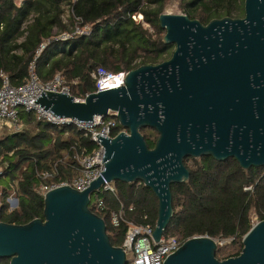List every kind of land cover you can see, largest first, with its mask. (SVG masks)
<instances>
[{"label":"water","instance_id":"water-1","mask_svg":"<svg viewBox=\"0 0 264 264\" xmlns=\"http://www.w3.org/2000/svg\"><path fill=\"white\" fill-rule=\"evenodd\" d=\"M242 18L203 24L186 14L163 13L164 43L175 45L169 59L127 73L125 84L92 92L83 101L44 91L35 100L57 117L93 122L115 114L128 132L98 135L104 170L89 187L69 185L44 196L43 218L26 224L0 221V259L9 264H126L113 245L90 197L104 181H141L159 201L152 233L158 241L174 214L172 185L187 182V158H234L244 169L264 166V0H245ZM159 137L153 148L142 129ZM219 242L195 236L164 264H264V220L243 238L238 256L220 260Z\"/></svg>","mask_w":264,"mask_h":264},{"label":"trees","instance_id":"trees-1","mask_svg":"<svg viewBox=\"0 0 264 264\" xmlns=\"http://www.w3.org/2000/svg\"><path fill=\"white\" fill-rule=\"evenodd\" d=\"M171 1H177L184 14L203 24L245 15V0H24L21 5L0 0V71L18 87L25 84L34 63L42 82L61 74L71 95L83 98L97 89L92 73L98 67L112 73L129 72L166 59L172 45L164 43L166 31L159 17ZM136 13L143 16L142 22L132 18ZM77 27L87 28L86 32L59 38L63 33L73 34ZM43 43L46 47L38 54ZM20 117L23 130L0 141V166L4 168L0 179L9 178L2 188L4 197L14 193L19 200L18 208L10 212L5 204L1 219L14 224L43 218L41 186L70 181L80 173L77 156L96 148L73 126L49 123L24 109ZM122 129L119 125L114 133ZM142 133L153 148L158 133L151 128L142 129ZM190 159L195 160L193 166L188 165ZM185 164L190 178L172 185L174 214L165 235L183 240L195 236L232 239L230 247L218 246L217 257L238 256L252 227L251 209L264 220V166L244 169L234 158L218 161L210 155L187 158ZM45 172L57 174L44 179ZM114 184L116 195L102 194L105 208L91 209L105 219L113 245L121 246L128 226L125 221L114 226L111 213L123 208L126 221L155 226L159 201L141 181ZM249 186L252 188L247 189ZM9 262L0 259V264Z\"/></svg>","mask_w":264,"mask_h":264},{"label":"built area","instance_id":"built-area-1","mask_svg":"<svg viewBox=\"0 0 264 264\" xmlns=\"http://www.w3.org/2000/svg\"><path fill=\"white\" fill-rule=\"evenodd\" d=\"M16 4L21 5L24 0H15ZM132 18L136 22H142L143 16L140 13L132 15ZM87 29V28H86ZM86 29L77 27L73 34L63 33L59 36L60 39L66 40L73 35H80L86 32ZM46 47L43 43L38 54ZM127 71H121L118 73H112L103 67H98L93 73L92 77L96 81L97 89L95 92L115 88L125 84V77ZM44 91L47 92H64L71 94V87L67 85L64 77L61 74H57L52 80L42 82L39 78L35 64L32 63L29 69V76L25 84L21 86H13L9 75L5 71H0V130L7 129L14 133L23 130L24 123L21 120L20 112L24 109L27 112H34L37 117L46 120L49 123L55 125H68L73 126L81 131L84 136L91 139L96 145V148L92 153L77 156V160L80 163V173L72 178L70 181L64 182H50L41 186L40 190L45 194L52 189L60 186L69 185L78 191H84L89 187L90 181H95L101 176L104 170V147L101 144L98 135H103L108 138H113L120 132H128L127 129H122L117 133H114L121 125L118 117L113 114L108 116H96L93 122H80L77 119L57 117L51 111H46L40 107L35 100ZM89 95L86 93L83 98L75 97L78 101H83ZM54 174H57L54 172ZM51 172H45L43 178H52L54 176ZM3 173L0 170V176ZM249 186L247 189H251ZM105 192H111L116 195V187L114 182L104 181L103 185L98 191H95L91 195L90 208L94 206L96 209H104V201L102 194ZM93 197L95 200L93 201ZM6 204L7 212L13 211L18 207L19 200L14 197V194H10L4 197V192L0 188V221L3 207ZM121 221L127 223V232L123 245L127 263L126 264H164L166 258L176 252L182 244L186 241L178 236H167L164 234L156 241L152 237V233L155 229L150 223H136L134 221H126L124 219L123 208L119 212L111 213V222L114 226H119ZM258 220L252 221V226L258 223Z\"/></svg>","mask_w":264,"mask_h":264},{"label":"rangeland","instance_id":"rangeland-1","mask_svg":"<svg viewBox=\"0 0 264 264\" xmlns=\"http://www.w3.org/2000/svg\"><path fill=\"white\" fill-rule=\"evenodd\" d=\"M165 12L166 13H171V14H184L182 12V10L180 9L179 4H178L177 1H171L167 5V8H166V11ZM144 25L152 30V28L149 25H147V24H144ZM174 51H175V45H172L170 47V49H169V53L166 54L165 58L166 59H169ZM12 133H14V132L9 131L7 129H1L0 130V141L1 140H6L7 139V136L9 134H12ZM198 160H200V159H198ZM194 163H195V160L194 159H190L188 161V165H190V166H193ZM0 170L3 173L4 168L0 166ZM8 181H9V178H2V179H0V188L5 187ZM11 194H14V193H11ZM14 197L17 198L15 194H14ZM94 200H95V197H93V201ZM18 206H19V204H18ZM250 218H251L252 221H255V220L260 221L259 214L257 213V211L255 209H251V211H250ZM216 240L219 242V245L221 247H226V246L230 247L231 246V243H232V239H222V240L216 239Z\"/></svg>","mask_w":264,"mask_h":264}]
</instances>
